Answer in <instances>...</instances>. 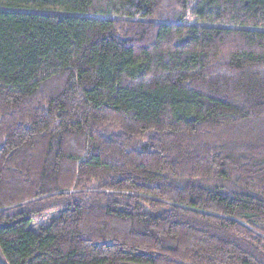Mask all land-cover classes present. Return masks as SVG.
Masks as SVG:
<instances>
[{"label": "trees", "instance_id": "trees-1", "mask_svg": "<svg viewBox=\"0 0 264 264\" xmlns=\"http://www.w3.org/2000/svg\"><path fill=\"white\" fill-rule=\"evenodd\" d=\"M0 264H264V0H0Z\"/></svg>", "mask_w": 264, "mask_h": 264}, {"label": "rangeland", "instance_id": "rangeland-1", "mask_svg": "<svg viewBox=\"0 0 264 264\" xmlns=\"http://www.w3.org/2000/svg\"><path fill=\"white\" fill-rule=\"evenodd\" d=\"M44 222H45V223H48V220H45Z\"/></svg>", "mask_w": 264, "mask_h": 264}]
</instances>
